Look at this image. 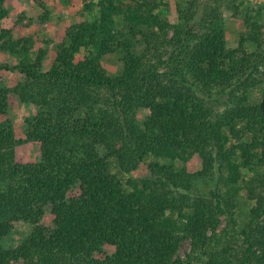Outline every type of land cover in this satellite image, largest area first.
<instances>
[{
	"label": "trees",
	"instance_id": "16d2710c",
	"mask_svg": "<svg viewBox=\"0 0 264 264\" xmlns=\"http://www.w3.org/2000/svg\"><path fill=\"white\" fill-rule=\"evenodd\" d=\"M5 1L0 53L17 63L0 71L23 81L0 82V264H264L261 10L186 0L171 20L163 0H83L94 18L14 38L1 26ZM226 12L243 20L234 44ZM114 52L122 68L110 75L102 58ZM17 102L35 108L22 140L11 128ZM22 142L37 162L16 160ZM196 177L218 184L195 192ZM240 197L252 202L241 227ZM19 222L31 232L1 245Z\"/></svg>",
	"mask_w": 264,
	"mask_h": 264
},
{
	"label": "rangeland",
	"instance_id": "374dc122",
	"mask_svg": "<svg viewBox=\"0 0 264 264\" xmlns=\"http://www.w3.org/2000/svg\"><path fill=\"white\" fill-rule=\"evenodd\" d=\"M6 0L5 6L9 11L8 16L1 22V26L11 29L14 38L37 34L40 38L47 39L54 35L60 23L66 25L81 21L83 19H92L97 15L96 10L85 11L83 9V0ZM96 1V0H93ZM186 0H163L167 3L166 7L162 8L163 14L167 15L171 20H177L174 13V5L178 3L183 7ZM247 5H252L260 9V19L264 21V0H239ZM43 12H47L46 20L42 23H37V19ZM224 25L226 29V39L229 44H234L239 34L244 30L242 18L239 16H232L230 13H225ZM55 55L53 44L48 45V51L45 57L46 63L44 69L47 68L49 60ZM0 62H8L16 64L17 59L7 54L0 53ZM102 65L107 73L114 75L121 68V60L119 52L105 55L102 58ZM23 81V75L16 71H0V82L14 87L17 83ZM11 128L14 132V137L18 140L24 138V132L28 120L35 114V108L31 104L17 102L11 108ZM139 121L145 115L144 110H139ZM15 158L20 162H37L40 158L39 154L35 153L32 147L24 142L20 143L15 148ZM201 164L198 159H193L188 164V168L193 172L199 170ZM141 173V172H139ZM137 173H129L126 176ZM218 178L215 177L202 179L196 177L194 180L195 192H206L213 189L218 184ZM222 186V183L220 184ZM252 202L244 197L238 199L236 216L238 226L241 227L247 220L249 209ZM225 225V221H222ZM32 225L26 222H19L16 224L12 231L1 240V245L6 248L13 247L21 242L31 232ZM107 250V249H106ZM190 252V243L188 240L182 242L178 249L180 257L185 258L186 254Z\"/></svg>",
	"mask_w": 264,
	"mask_h": 264
}]
</instances>
